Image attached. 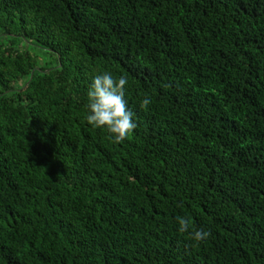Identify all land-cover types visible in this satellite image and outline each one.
I'll return each instance as SVG.
<instances>
[{
  "label": "trees",
  "instance_id": "16d2710c",
  "mask_svg": "<svg viewBox=\"0 0 264 264\" xmlns=\"http://www.w3.org/2000/svg\"><path fill=\"white\" fill-rule=\"evenodd\" d=\"M0 264H264V0H0Z\"/></svg>",
  "mask_w": 264,
  "mask_h": 264
},
{
  "label": "clouds",
  "instance_id": "9594fccd",
  "mask_svg": "<svg viewBox=\"0 0 264 264\" xmlns=\"http://www.w3.org/2000/svg\"><path fill=\"white\" fill-rule=\"evenodd\" d=\"M128 81L124 75L114 76L108 71L91 76L86 90L85 122L94 129H103L109 134L112 143H123L137 128L133 111L127 106L126 85ZM151 103V97L144 94L139 101L141 108ZM177 232L188 233L195 242L205 241L210 229H192L187 216H176Z\"/></svg>",
  "mask_w": 264,
  "mask_h": 264
}]
</instances>
